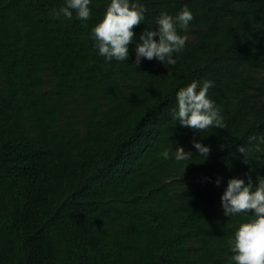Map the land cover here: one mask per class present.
Instances as JSON below:
<instances>
[{"label":"trees","instance_id":"obj_1","mask_svg":"<svg viewBox=\"0 0 264 264\" xmlns=\"http://www.w3.org/2000/svg\"><path fill=\"white\" fill-rule=\"evenodd\" d=\"M110 2L81 21L53 19L66 0H0V264H234L254 216H224L221 196L264 177V0H132L147 11L126 61L92 37ZM184 7L175 66H134L140 34ZM206 80L225 127L199 133L172 114Z\"/></svg>","mask_w":264,"mask_h":264},{"label":"clouds","instance_id":"obj_2","mask_svg":"<svg viewBox=\"0 0 264 264\" xmlns=\"http://www.w3.org/2000/svg\"><path fill=\"white\" fill-rule=\"evenodd\" d=\"M91 0H66V6L53 10V19L61 17L71 20L73 11L81 21H87L91 16ZM147 9L142 3L132 0H111L103 19L92 29L95 47L106 60L126 61L129 58L128 45L134 43L133 29L145 19ZM193 19L192 13L184 7L175 17L167 12H161L156 19L154 30H144L139 36L135 47L134 66L139 67L141 58L157 60L165 67L175 66L174 53L180 52L185 44L186 37L177 32V26L187 31L189 22ZM158 37V39H156ZM212 81H193L187 87L179 89L176 94L177 106L172 118L180 126L195 132H202L214 127L223 129V117L219 114L214 102L208 98ZM193 147L197 153L205 158L211 154L210 146L193 139ZM226 145H221L223 149ZM245 152L243 147L238 149ZM192 152H186L178 146L175 152L177 161L187 160ZM164 159L169 158V151L161 153ZM244 179L231 178L221 196V206L226 217L241 213H252L254 218L241 224L234 234L231 243V260L234 264H264V177H257L254 183L251 175L246 174ZM217 186L220 179L216 181Z\"/></svg>","mask_w":264,"mask_h":264}]
</instances>
